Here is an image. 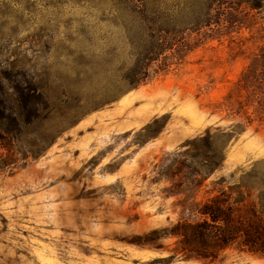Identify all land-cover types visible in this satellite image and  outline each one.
Here are the masks:
<instances>
[{
  "label": "rangeland",
  "instance_id": "374dc122",
  "mask_svg": "<svg viewBox=\"0 0 264 264\" xmlns=\"http://www.w3.org/2000/svg\"><path fill=\"white\" fill-rule=\"evenodd\" d=\"M262 52L264 0H0V264H264L188 259L170 234L220 178L264 182V115L236 92ZM34 88L50 107L20 100ZM238 124L201 189L164 177L186 141Z\"/></svg>",
  "mask_w": 264,
  "mask_h": 264
},
{
  "label": "trees",
  "instance_id": "16d2710c",
  "mask_svg": "<svg viewBox=\"0 0 264 264\" xmlns=\"http://www.w3.org/2000/svg\"><path fill=\"white\" fill-rule=\"evenodd\" d=\"M165 50L166 46L160 42L158 47L149 51L147 62L158 61ZM150 78L148 67L131 79L129 84L135 88ZM236 92L238 97H243L245 92L246 98H255L257 105L252 106L256 107L255 111L260 117L264 115V52L256 55L242 73L236 84ZM234 93L230 91L227 99H234ZM30 99L36 101L39 111L50 107L47 96L38 88L20 91V100ZM235 100L239 104L235 114H245L244 109L250 103L243 104L240 99ZM12 119L15 122L18 120L15 115ZM241 130L240 124L226 129L217 128L215 132L209 128L204 134L186 141L187 148L174 153L171 161L165 164L164 177L172 180L175 176L179 177L184 185L181 194L185 196L193 187L201 189L206 180L223 165L227 146ZM1 138L13 144L11 140ZM1 147L10 153L14 151L12 146ZM260 177L261 172L252 168L243 171L240 180L232 184H224L225 178H220L214 182L215 187L206 199L195 202L193 208L185 207L194 217L180 219L173 225L170 234L179 238L180 251L186 258L215 261L229 249L264 258V182ZM185 179L191 183H185Z\"/></svg>",
  "mask_w": 264,
  "mask_h": 264
}]
</instances>
